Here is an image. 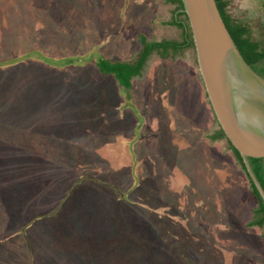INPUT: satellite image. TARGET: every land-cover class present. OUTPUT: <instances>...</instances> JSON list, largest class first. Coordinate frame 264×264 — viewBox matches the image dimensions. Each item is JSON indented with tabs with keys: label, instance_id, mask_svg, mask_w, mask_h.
<instances>
[{
	"label": "rangeland",
	"instance_id": "374dc122",
	"mask_svg": "<svg viewBox=\"0 0 264 264\" xmlns=\"http://www.w3.org/2000/svg\"><path fill=\"white\" fill-rule=\"evenodd\" d=\"M173 6L0 0V264H264L194 48L153 50L129 88L95 65L136 61ZM226 12L264 48V0Z\"/></svg>",
	"mask_w": 264,
	"mask_h": 264
},
{
	"label": "water",
	"instance_id": "95a60500",
	"mask_svg": "<svg viewBox=\"0 0 264 264\" xmlns=\"http://www.w3.org/2000/svg\"><path fill=\"white\" fill-rule=\"evenodd\" d=\"M181 4L208 102L264 202V189L248 159L264 158V78L240 54L215 0Z\"/></svg>",
	"mask_w": 264,
	"mask_h": 264
},
{
	"label": "trees",
	"instance_id": "16d2710c",
	"mask_svg": "<svg viewBox=\"0 0 264 264\" xmlns=\"http://www.w3.org/2000/svg\"><path fill=\"white\" fill-rule=\"evenodd\" d=\"M172 1L177 4V9H179V11L176 13V18L172 20V24L181 28V40L165 39L161 41H145V39H142L143 46L136 61H134L133 63L127 61L108 62L107 60L100 58L94 61L98 69L104 73H112L122 86H124L125 88H129L131 85V78L140 72L148 55L153 50L159 49L164 54L169 49H172L173 51H178L184 49L185 47H193V41L191 38L188 20L184 11L182 10L181 0ZM215 2L220 12V15L240 54L247 62V64L250 65V67L255 72H257L260 76L264 78V48H260L259 43L250 37V31L245 22H241L233 18L231 15L227 14L226 6L228 4V0H215ZM213 119L217 123V119L214 113ZM213 137L225 138L226 136L223 130L219 127L214 132ZM228 143L235 159L238 161L243 171L245 172L252 193L256 195L257 198V203L254 206L252 218L247 222V225L262 226L264 224V202L255 185L250 180L238 150L229 141ZM248 159L254 174L256 175L258 181L264 189V165L262 163V160L264 158L248 157Z\"/></svg>",
	"mask_w": 264,
	"mask_h": 264
},
{
	"label": "crops",
	"instance_id": "0c3cea01",
	"mask_svg": "<svg viewBox=\"0 0 264 264\" xmlns=\"http://www.w3.org/2000/svg\"><path fill=\"white\" fill-rule=\"evenodd\" d=\"M169 2L174 4L172 9H175V12H174L175 16H173L172 19H166L165 17H163L166 14V12H163V10L159 11L158 13H156V11L154 13H152V35L160 34L163 37L160 40L152 39L154 41L165 40L166 37H164V34L166 32L173 31L172 30L173 28H177L176 25L172 24V20H174L176 18V13L179 11V9H177V4L175 2H173L172 0H169ZM181 37H182V30H181ZM166 40H171V39H166Z\"/></svg>",
	"mask_w": 264,
	"mask_h": 264
}]
</instances>
